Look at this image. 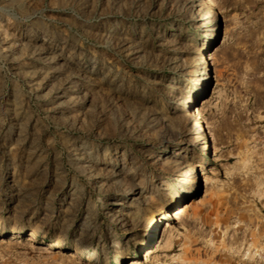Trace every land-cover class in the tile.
<instances>
[{"label":"rangeland","instance_id":"1","mask_svg":"<svg viewBox=\"0 0 264 264\" xmlns=\"http://www.w3.org/2000/svg\"><path fill=\"white\" fill-rule=\"evenodd\" d=\"M133 260L264 264V0H0V264Z\"/></svg>","mask_w":264,"mask_h":264},{"label":"bare ground","instance_id":"2","mask_svg":"<svg viewBox=\"0 0 264 264\" xmlns=\"http://www.w3.org/2000/svg\"><path fill=\"white\" fill-rule=\"evenodd\" d=\"M207 3H208V5L209 4H211V0H205ZM212 11V13H214V10L212 9L211 10ZM212 15H210V17H211ZM202 59H203V56L201 57ZM191 101L189 102V106L191 105ZM202 148H206V142H204V144L202 145ZM207 149V148H206ZM172 197V199H171V201H172V203L173 204H177V202H178V199L175 197V196H171ZM183 213H184V209H183V207L182 206H179V207H176V209H175V213H174V218L175 219H177V220H181L182 219V216H183ZM161 221V218H158V219H152L151 221H150V225H149V227H150V229H152L153 231H155V229H156V227H157V225L159 224V222ZM147 235H149V233H147ZM143 245L145 246V243L143 242ZM77 246L75 247V251H78L77 250ZM131 264H138L136 261H132V263Z\"/></svg>","mask_w":264,"mask_h":264}]
</instances>
